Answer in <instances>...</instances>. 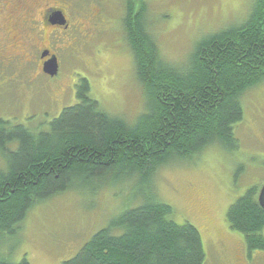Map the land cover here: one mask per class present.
Here are the masks:
<instances>
[{
    "label": "trees",
    "instance_id": "1",
    "mask_svg": "<svg viewBox=\"0 0 264 264\" xmlns=\"http://www.w3.org/2000/svg\"><path fill=\"white\" fill-rule=\"evenodd\" d=\"M122 27L135 76L147 103L132 122L93 100L86 79L77 103L45 127L29 129L0 119V264L2 251L37 204L93 181L138 177L142 203L99 230L62 264H205L199 231L178 225L172 207L152 188L172 160H193L209 147L236 151L244 94L264 83V0H253L243 23L198 42L183 66L167 63L148 32L141 0H126ZM248 189L226 214L247 252H264V210Z\"/></svg>",
    "mask_w": 264,
    "mask_h": 264
},
{
    "label": "rangeland",
    "instance_id": "2",
    "mask_svg": "<svg viewBox=\"0 0 264 264\" xmlns=\"http://www.w3.org/2000/svg\"><path fill=\"white\" fill-rule=\"evenodd\" d=\"M74 1L79 14L94 11L98 18L77 19L82 26L73 25L70 32L77 37H65L64 51H57L56 76L38 73L35 64L18 57L0 69V119L32 130L45 127L77 103L75 87L81 79L107 113L132 122L144 112L147 100L122 27L126 0ZM141 1L162 58L183 66L198 42L243 23L253 0ZM242 106L244 117L234 130L236 151L209 147L193 160H172L152 179L158 200L172 207L175 223L199 231L205 264H264V252L249 254L243 236L226 222L229 207L248 189L264 184V83L244 94ZM83 188L35 205L2 251L14 262L25 258L30 264H62L99 230L139 206L140 192L149 189L142 188L138 177L95 180Z\"/></svg>",
    "mask_w": 264,
    "mask_h": 264
},
{
    "label": "flooded vegetation",
    "instance_id": "3",
    "mask_svg": "<svg viewBox=\"0 0 264 264\" xmlns=\"http://www.w3.org/2000/svg\"><path fill=\"white\" fill-rule=\"evenodd\" d=\"M74 0H0V69L13 59H26L27 64H35L43 73V65L55 57L57 51H64L62 43L65 37L72 36L73 25L82 26L81 21L90 22L98 18L97 12L88 10V18L76 10ZM76 5V6H75ZM55 15L64 17L65 26L54 21ZM87 21V22H88ZM72 22L74 24H72ZM75 30L82 32L81 29ZM25 64V63H24ZM46 75V74H44ZM48 76V75H47Z\"/></svg>",
    "mask_w": 264,
    "mask_h": 264
},
{
    "label": "water",
    "instance_id": "4",
    "mask_svg": "<svg viewBox=\"0 0 264 264\" xmlns=\"http://www.w3.org/2000/svg\"><path fill=\"white\" fill-rule=\"evenodd\" d=\"M54 21H59V25L65 26L64 17L62 15H55L53 17ZM43 73L54 77L58 73V63L56 58L53 56L43 65ZM257 202L260 205V207L264 210V184L260 187L257 197Z\"/></svg>",
    "mask_w": 264,
    "mask_h": 264
}]
</instances>
